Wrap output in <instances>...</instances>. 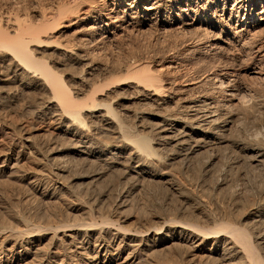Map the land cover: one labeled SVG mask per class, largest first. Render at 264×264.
Here are the masks:
<instances>
[{
	"label": "bare ground",
	"instance_id": "1",
	"mask_svg": "<svg viewBox=\"0 0 264 264\" xmlns=\"http://www.w3.org/2000/svg\"><path fill=\"white\" fill-rule=\"evenodd\" d=\"M29 1L0 0V264H264V0ZM151 31L175 58L105 53Z\"/></svg>",
	"mask_w": 264,
	"mask_h": 264
},
{
	"label": "rangeland",
	"instance_id": "2",
	"mask_svg": "<svg viewBox=\"0 0 264 264\" xmlns=\"http://www.w3.org/2000/svg\"><path fill=\"white\" fill-rule=\"evenodd\" d=\"M41 1V2H40ZM47 1V2H46ZM57 1V0H56ZM40 2V3H39ZM58 2V1H57ZM43 3V4H42ZM51 3V0L49 1V0H30L29 1V3L28 4H30V5H32L33 6V8L35 9H37V7H40L41 5H48V4H50ZM39 4V5H38ZM36 7H35V6ZM31 6V7H32ZM32 8V9H33ZM264 27H263V29L261 30V35L262 36H264ZM151 32H153V33H151ZM151 32H145L144 34H133V33H130V34H126L125 35V37L123 36L122 37V40H120L118 43H115V44H113V45H111V47H108L107 48V50H105L106 52L105 53H107V55L108 56H110V57H113L115 60H119L118 61V63L120 62V64H123V63H128V62H134L135 60L136 61H140V62H152V61H154V60H156L157 58H164L165 57V59L167 58L168 60H171V57H176L177 56V52L176 51H178L179 50V48H180V45L178 46V47H172V45L175 43V41H176V38H179L178 36H176V35H169L167 38L166 37H162V35H158L155 31H151ZM155 32V33H154ZM133 34V35H132ZM135 35V36H134ZM174 36V37H173ZM124 38V39H123ZM158 39V40H157ZM134 40V41H133ZM160 41V42H159ZM168 42V43H167ZM166 44V45H165ZM131 46V47H130ZM146 48H145V47ZM160 46V47H159ZM166 47V48H164V47ZM168 46V47H167ZM136 48V49H135ZM111 50V51H110ZM140 50V51H139ZM167 50H169V51H167ZM126 52V53H125ZM166 52V53H165ZM172 52H175V53H172ZM160 53V54H159ZM165 53V54H164ZM172 53V54H171ZM171 54V55H170ZM174 54V55H173ZM234 54H236V53H234ZM165 55V56H164ZM170 55V56H169ZM236 55H238V54H236ZM242 56H240V58L238 57V56H236V61H235V63H233L232 61H230V60H227V62H229V65H231V63L232 64H234V66L237 68V66H239L241 69H245L246 67H247V65L249 64L248 62H249V60H246L247 59V57H245V54L244 53H242L241 54ZM244 55V56H243ZM129 56V57H128ZM168 56H169V58H168ZM135 58V59H134ZM137 58V59H136ZM125 59V60H124ZM132 59V60H131ZM167 59H166V61H167ZM177 59V58H176ZM142 60H144V61H142ZM130 62V63H131ZM231 62V63H230ZM237 65V66H236ZM186 68V69H185ZM188 69H191V65H182V66H180V67H178V69H177V72L179 73V75H181V77L184 79V73H186L187 72V70ZM264 72V71H263ZM254 79H252L251 81H253ZM250 86H249V88H250V90H251V97H248L247 98V100L249 99V100H251V99H253L255 102H257V103H259V101L260 100H262V98L264 99V80H254L253 82H250V83H248ZM255 84V85H254ZM261 95V96H260ZM263 96V97H262ZM259 98H260V100H259ZM253 100H251V101H253ZM259 100V101H258ZM263 101V100H262ZM239 109V108H238ZM255 113L258 115V118H263V116L262 115H264V109H260V107H256L255 108ZM262 111V112H261ZM259 112V113H258ZM256 115V116H257ZM260 118V119H261ZM21 119H19V121H20ZM37 125V124H36ZM37 129H38V133L39 134H45L46 133V131L48 130L47 128L48 127H46V125L45 124H38L37 126ZM47 129V130H46ZM201 160V161H200ZM200 160L199 161H197V163H199V165H195V168H192V169H190V173L192 172V173H198V169H199V167H200V165H201V163L202 162H204V160L202 159V158H200ZM193 169H194V171H193ZM196 169V170H195ZM218 172V171H217ZM217 172H215V173H213V174H210L209 176H208V178L210 179H208L207 178V184L209 183V185H211V184H213V183H215V181L217 180V178L219 177L218 175H220L219 173L217 174ZM8 173L9 174H11L10 173V170H8ZM175 176H177V177H175V179H177V182H178V184L179 185H181L182 187V191H183V194H184V196H186V197H189V196H192V195H196L197 194V189L195 190V188L192 186H190V184L187 182L186 183V180L184 179V177L182 176L181 177V174L180 173H177V175H175ZM211 176V177H210ZM183 180H182V179ZM214 179V180H213ZM185 180V181H184ZM209 181V182H208ZM212 182V183H211ZM146 183H147V185L148 184H153L152 186L150 185H148L149 186V191H150V196H148V197H145V199H146V202L148 201V199H150L151 201H148V203H146V205H149V211H150V209H151V211H152V213H156V214H159V212H160V214L163 212V214H166V213H168V214H170L169 216L170 217H172V218H177L175 215H177L178 213V209H179V206L181 207V205H182V201H181V198L179 197V196H177V195H173V193L172 192H170L168 189H166V186L163 184V183H157V185H156V183L154 182H145V186H147L146 185ZM184 183V184H183ZM186 183V184H185ZM14 184V185H13ZM161 184H163V185H161ZM11 187H14V186H16V180H14V181H11V184H9ZM8 185V186H9ZM185 185V186H184ZM9 186V187H10ZM104 186L105 185H102V186H100V189H102V188H104ZM188 186V187H187ZM8 187V189H10V190H12L11 189V187L9 188ZM164 187H165V189H164ZM15 188V187H14ZM150 188H151V190H150ZM154 188V189H153ZM189 188V189H188ZM193 188V189H192ZM161 189V190H160ZM9 190V191H10ZM193 190H195V191H193ZM9 191H8V193H9ZM152 191V192H151ZM155 191V192H154ZM190 191H191V193H190ZM197 191V192H196ZM13 194H14V192L13 191H11ZM194 192V193H193ZM12 193L11 194H9L10 196L12 195ZM15 193H17L16 191H15ZM185 193H187V194H185ZM196 193V194H195ZM114 194V193H113ZM152 195H153V197H154V199H153V197H152ZM198 195V194H197ZM16 196V195H15ZM113 197H111V201H109V199L110 198H108V199H106V202L108 203H110V204H112V202H115V200H116V194H114V195H112ZM162 196V197H161ZM11 197H14L13 195L11 196ZM157 197V198H156ZM160 197V198H159ZM170 197V198H169ZM174 197V198H173ZM178 198V199H177ZM180 198V199H179ZM115 199V200H114ZM153 199V200H152ZM170 199V200H169ZM157 201V200H159V203L160 204H155L153 201ZM166 202H165V201ZM173 200V201H172ZM177 201V202H176ZM180 202V203H179ZM108 203V204H109ZM169 203V204H168ZM152 204H154L155 206H153ZM165 204V205H164ZM166 204H168V205H166ZM7 205V208L9 207V204H5L4 206H6ZM157 205V206H156ZM164 205V206H163ZM4 206H3V208H4ZM152 206V207H151ZM168 206V207H167ZM190 205H188V207H189ZM153 207H156V208H154L153 209ZM161 207V208H160ZM162 207L164 208V209H162ZM175 207V208H174ZM6 208V207H5ZM158 208V209H157ZM172 208V209H171ZM189 208H192V206H190ZM161 209V210H160ZM131 210L133 211L134 210V212H135V214L133 213V212H131ZM129 209V213L131 212L132 214V217H135V215H137L139 212H140V209L139 208H137V207H133L132 209ZM163 210H165V211H163ZM166 210L168 211V212H166ZM172 211V212H171ZM177 213V214H175V212ZM128 212V211H127ZM138 212V213H137ZM85 212H84V214H83V212H79V213H75V216H77V220H86V218H87V215L85 216ZM172 215V216H171ZM74 216V217H75ZM75 219V220H76ZM178 219V218H177ZM76 220V221H77ZM179 220V219H178ZM178 220H176V221H178ZM131 223H130V222ZM129 221H127L126 223H125V225H128V226H133L134 224L133 223H135V220L134 219H132V220H129ZM134 221V222H133ZM81 222H83V221H81ZM154 222H156L157 223V220H152V222H151V225H154V224H156V223H154ZM153 223V224H152ZM133 224V225H132ZM155 226V225H154Z\"/></svg>",
	"mask_w": 264,
	"mask_h": 264
}]
</instances>
